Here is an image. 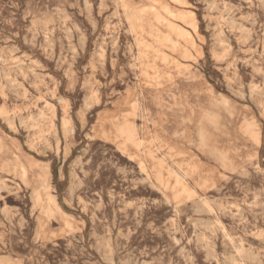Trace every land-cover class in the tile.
<instances>
[{"label": "rangeland", "instance_id": "rangeland-1", "mask_svg": "<svg viewBox=\"0 0 264 264\" xmlns=\"http://www.w3.org/2000/svg\"><path fill=\"white\" fill-rule=\"evenodd\" d=\"M0 264H264V0H0Z\"/></svg>", "mask_w": 264, "mask_h": 264}, {"label": "bare ground", "instance_id": "bare-ground-1", "mask_svg": "<svg viewBox=\"0 0 264 264\" xmlns=\"http://www.w3.org/2000/svg\"><path fill=\"white\" fill-rule=\"evenodd\" d=\"M245 123V122H244ZM245 133H247V132H245ZM252 137V136H251ZM208 202V201H207ZM178 212V211H177ZM195 214V213H194Z\"/></svg>", "mask_w": 264, "mask_h": 264}]
</instances>
